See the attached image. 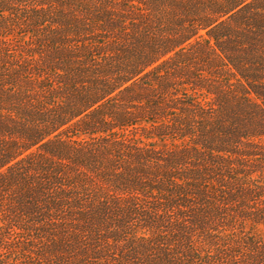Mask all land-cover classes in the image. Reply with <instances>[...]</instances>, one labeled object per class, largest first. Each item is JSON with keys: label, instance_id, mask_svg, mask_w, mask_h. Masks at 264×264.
Segmentation results:
<instances>
[{"label": "trees", "instance_id": "trees-1", "mask_svg": "<svg viewBox=\"0 0 264 264\" xmlns=\"http://www.w3.org/2000/svg\"><path fill=\"white\" fill-rule=\"evenodd\" d=\"M0 264H264V0H0Z\"/></svg>", "mask_w": 264, "mask_h": 264}]
</instances>
